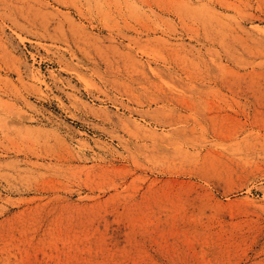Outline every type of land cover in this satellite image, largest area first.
Segmentation results:
<instances>
[{
	"label": "rangeland",
	"instance_id": "obj_1",
	"mask_svg": "<svg viewBox=\"0 0 264 264\" xmlns=\"http://www.w3.org/2000/svg\"><path fill=\"white\" fill-rule=\"evenodd\" d=\"M0 264H264V0H0Z\"/></svg>",
	"mask_w": 264,
	"mask_h": 264
}]
</instances>
